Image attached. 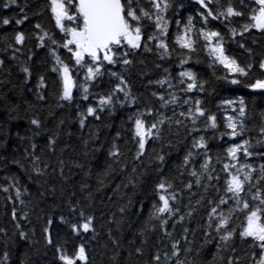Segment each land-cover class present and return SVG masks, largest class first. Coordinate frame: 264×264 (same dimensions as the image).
I'll list each match as a JSON object with an SVG mask.
<instances>
[{"label":"trees","instance_id":"obj_1","mask_svg":"<svg viewBox=\"0 0 264 264\" xmlns=\"http://www.w3.org/2000/svg\"><path fill=\"white\" fill-rule=\"evenodd\" d=\"M157 2L168 7L157 13L152 0H135L137 15L141 8L151 15L131 21L141 27L140 47L113 46L116 63L103 61L100 53L101 75L87 80L91 58L85 56L81 67L63 47L71 36L57 27L51 0H0V264H64L59 256L74 258L81 246L87 258L76 264H257L264 255L251 237L240 236L248 212L225 191L230 173L245 165L251 166V179L242 201L254 208L257 189L264 195V89L252 87L264 80V30L244 31L259 6L254 0H211L208 8L197 0ZM229 6L242 15H220ZM68 8L75 13L73 5ZM209 10L218 18L207 16ZM157 14L167 22L163 34ZM189 18L192 47L185 48L177 38L185 36ZM82 23L64 21L66 27ZM208 32L219 37L207 40ZM218 39L247 75L216 60L211 48ZM161 40L166 54L158 47ZM64 65L71 78L67 100ZM182 72L194 74L196 87L187 90L192 81ZM109 95L111 102L100 105ZM196 101L205 115L193 120L189 112L195 113ZM89 107L95 114L88 115ZM208 117H215V128ZM229 117L238 131L243 125L240 135H228ZM137 118L146 126L164 121L142 153ZM201 137L205 146L194 147ZM245 141L251 155L241 150L231 159L227 150ZM161 182L165 190L158 189ZM161 194L175 197L169 199L171 214H155ZM220 214L229 219L218 231ZM89 217L87 232L73 231ZM225 231L232 233L228 241L221 240Z\"/></svg>","mask_w":264,"mask_h":264},{"label":"snow or ice","instance_id":"obj_2","mask_svg":"<svg viewBox=\"0 0 264 264\" xmlns=\"http://www.w3.org/2000/svg\"><path fill=\"white\" fill-rule=\"evenodd\" d=\"M14 2V0H13ZM135 0H51V10L55 15L56 25L60 28L62 32L70 34L71 39L67 40L63 47L68 48L70 52H72L75 57V61L77 65L81 67L86 63L85 56L91 58L92 63L87 67V80H93L97 76L101 75V57L100 53H103V61H107L108 63H116V54L113 51V46L119 47L122 42H126L127 45L132 48L140 47L141 40V27L137 24L135 27L132 25L131 21H139L141 17H147L151 19V15L149 12L144 9H139L140 14L137 15L136 9L132 7ZM154 8L157 10V13L163 12L168 4L164 2L163 7H161V3L157 2V0H152ZM198 3L202 5L204 8H208V3L211 0H197ZM254 3L258 5V9L251 16V20L253 23L244 26V31H248L250 27H255L257 29L264 30V0H254ZM69 5H73L76 9L75 13L69 14ZM207 16H213L211 10L206 13ZM220 15H224L227 17L232 16H240L241 12L236 11L233 7L229 6L225 13H221ZM214 19L218 18L213 16ZM78 19H82V26L79 27H66L64 21H76ZM163 17L159 14L156 15V27L157 29H161L163 34V30L167 27V22L164 21ZM17 23H21L20 20L16 21ZM3 23L5 25L9 24L10 21L8 19H4ZM191 18H189V27L186 28L185 36L178 37V41L182 42L181 46L185 48L192 47V41L187 38V33L191 32ZM37 28L40 25L36 26ZM235 33V30H233ZM47 35V33H45ZM204 36L207 40H211L213 37H219L218 32H208L204 33ZM17 43H21L24 39V36L18 33L15 37ZM41 41H43L44 36L40 37ZM149 39H156V37H149ZM55 43V41H53ZM69 45H75V50L69 47ZM158 47L163 48L165 50V54L167 53V45L161 40L158 44ZM211 53L216 57V60L223 64L225 68H227L232 73H238L239 75H247V71L244 67H241L234 58L229 57L225 54L224 47L220 40L216 41L215 47L211 48ZM57 62L62 63L57 57ZM125 65L129 64L130 61L124 59L122 61ZM261 68H264V62L260 65ZM248 68H251V65H248ZM63 73L64 78V88H63V99H71V78L69 76V68L67 65H64L62 69H60ZM27 72V69H24ZM112 75H117L116 73H112ZM181 76L188 77L192 83L188 84L187 90H191L196 87L195 76L191 72H182ZM239 81L233 80L232 83H238ZM123 83V81H122ZM158 83L163 84L164 81H158ZM253 88L256 89H264V80H257L253 85ZM117 90L124 91L123 88L117 86ZM87 92V88H85ZM128 93L125 92V96ZM161 100H164L163 97H160ZM112 100V95L107 97H101L100 105L109 104ZM176 97H172L171 102H175ZM165 104L169 103V101H164ZM187 103V101H185ZM197 107L195 108V113H192L191 110L189 115L192 116L193 120L197 116H204V110L199 106L200 101L195 102ZM225 103L231 105L233 101H226ZM241 107L239 109V113L241 116L244 115V107L243 100L239 101ZM88 115H93L96 112L95 108L89 107L87 109ZM184 115V113H181ZM210 126L212 128L216 127L215 117H208ZM227 127L231 130L228 135L235 137L240 135L243 130V125H240V131L237 130V124L233 122L232 117L228 118ZM163 120L158 121L157 123L152 124L151 126H146L145 122L137 118L135 120V136L139 138V149L142 153L145 147V143L147 138L152 137L154 135L153 130H157V124L163 123ZM33 124H36L37 121H32ZM83 123V121H81ZM179 123V121H177ZM264 132V128L261 129ZM247 141L243 144H236L230 147L227 150V155L235 160L237 158V153L241 150L244 151L245 155H251L247 151L245 145ZM194 147L203 148L204 139L200 138L199 141L195 142ZM115 155V153H113ZM139 155V153H138ZM191 153H189V156ZM163 160V157H160ZM187 157L185 158V162L187 163ZM205 169H207V163L204 165ZM232 167H235L233 165ZM229 165H225V171H227ZM248 169L247 171L245 169ZM264 168V166H262ZM251 166L240 165L239 169H237L235 174L230 173V179L226 181V189L227 193L232 194V198L237 201V204L242 203V210H247L248 214L246 216V226H244L243 230L240 232V236L242 238L251 237L256 243L257 246L264 250V195L261 194L260 190L257 189L256 193L252 196V200H259V205L256 207H252L248 200H243L241 198V193L245 191V184L248 183L251 179ZM241 173L243 174L241 178ZM196 175V173H192ZM264 179V176L261 177ZM211 179V177H209ZM199 183V180H197ZM158 189L165 190L166 185L164 182H161L158 186ZM167 187H170L168 185ZM19 195V192L17 193ZM175 199L174 196L168 197L163 194L159 196V200L162 202V205L156 208V215L162 213H172V208L169 204V199ZM220 203H226L224 199H221ZM217 209H212L211 215H216ZM228 216H224L220 214L219 223L216 225L217 230L224 229V226L228 223ZM91 225V218H88V221L83 223L82 225H73V231H79L81 228L83 231L87 232ZM47 232V229L45 230ZM23 236V234H21ZM232 236L231 232L225 231V234L221 236V240L228 241ZM47 243L51 244L52 239L49 237L47 239ZM175 248V245H173ZM57 251H61V249H57ZM173 255H176L175 251ZM85 248L83 246L79 247L74 258L69 257L67 254H61L59 259L64 262V264H76L77 261L86 260ZM159 260V256L156 257ZM231 264V261H230ZM257 264H264V255L260 257L257 261Z\"/></svg>","mask_w":264,"mask_h":264},{"label":"rangeland","instance_id":"obj_3","mask_svg":"<svg viewBox=\"0 0 264 264\" xmlns=\"http://www.w3.org/2000/svg\"><path fill=\"white\" fill-rule=\"evenodd\" d=\"M215 46V45H214Z\"/></svg>","mask_w":264,"mask_h":264}]
</instances>
